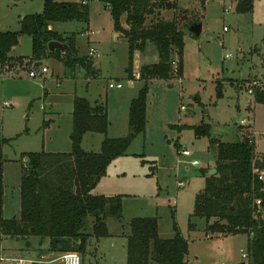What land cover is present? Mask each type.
I'll use <instances>...</instances> for the list:
<instances>
[{
	"label": "rangeland",
	"instance_id": "obj_1",
	"mask_svg": "<svg viewBox=\"0 0 264 264\" xmlns=\"http://www.w3.org/2000/svg\"><path fill=\"white\" fill-rule=\"evenodd\" d=\"M237 2L178 0L176 10L163 11V16L176 17L181 25L200 20L203 31L200 36L184 31L180 79L171 80L174 72L170 67L168 78H153L149 82L146 131L135 138L124 157L110 166L111 172L127 174L108 179L105 185L115 194H123L125 225L109 218L113 235L104 238L102 245L93 236L87 251L80 252L83 264H127L124 238L130 229L126 222L137 216L155 215L158 204L163 206L158 216L163 238L175 234L169 204L176 209L175 218L189 242L190 264H249L250 258L243 256L249 253L247 233L209 232L206 218L193 216L196 196L207 183L203 171L211 173L216 167L217 147L212 138L239 141L244 131L252 127L257 157L264 156V103L256 99L258 89L264 88V0H254L253 10L243 13L237 11ZM43 4L44 0H0V31H19L21 18L41 12ZM89 13L88 22L68 24L67 29L76 31L79 55L91 56L93 67L99 68L97 72L83 66L74 71L63 60L50 55L42 59L49 71L31 77L29 71L35 68V62L32 37L27 34L20 36L12 54L30 58L10 57L5 63L0 62V139L10 140L2 146L4 214L8 218L21 215L23 154L71 151L76 96L107 104L111 135L129 133L130 102L146 80L129 77L128 40L119 32L114 37L113 17L104 3L93 1ZM94 30L98 34H89ZM91 47L98 52L90 55ZM158 61V49L151 44L145 55L137 60L135 56L133 71ZM86 73L92 75L89 80ZM257 79L261 80V87L253 86ZM111 81L121 82L122 88L110 87ZM250 88L254 93L249 92ZM243 119L250 126H241ZM203 123L211 125V136L195 134L193 126ZM94 136L82 144L86 150L99 151L103 136ZM184 148L192 155L185 156ZM193 160L200 163L193 165ZM178 181L185 183L178 186ZM164 188L170 196H166ZM99 189H103V184ZM191 221L196 225L193 229ZM38 240L27 244L21 238L0 239V264H12V258H32L45 251L38 248ZM45 249L51 250L50 245ZM59 254L53 255V264H61Z\"/></svg>",
	"mask_w": 264,
	"mask_h": 264
},
{
	"label": "trees",
	"instance_id": "obj_2",
	"mask_svg": "<svg viewBox=\"0 0 264 264\" xmlns=\"http://www.w3.org/2000/svg\"><path fill=\"white\" fill-rule=\"evenodd\" d=\"M86 0H44L42 12L26 14L20 21L19 31H0V62L10 59L9 53L19 44L20 36L30 35L33 41V58L43 59L54 55L72 70L86 67L92 72L89 56H80L76 47V34H61L50 28L53 22L89 21V3ZM111 11L114 28L121 32L129 44L127 72L134 78V57L137 51H145L152 42L158 49L159 61L141 67V78L146 80L129 110V133L123 137H106L99 152L83 148L87 132L106 134L109 128L108 109L105 102L92 103L86 97L76 96L72 113V149L69 152H29L23 154L25 166L20 186V217H4L5 185L2 160L4 143L0 139V226L2 233L21 238L30 244L32 236L48 239L50 249L56 253L77 251L85 253L90 239L111 235L108 219L124 222L123 195L97 194L93 190L107 174L109 164L125 155L135 138L146 131L147 90L153 78H168L171 59L176 51L181 69L184 52V31L176 17L163 16L165 10H176L178 0H101ZM254 0H238V12H251ZM52 40L67 42L73 54L65 50L51 52ZM65 56H64V55ZM218 95H223L219 85ZM258 102L264 103V88L256 93ZM197 136H211V125L193 126ZM217 147L216 174L204 170L206 187L197 194L193 216L206 218L207 230L249 235V264H264V213L255 218V200L261 199L264 210V156L257 157L252 133L245 131L239 141L228 142L212 138ZM173 237L160 235L159 219L155 216L134 217L126 222L127 264H188L189 242L182 234L175 210ZM227 220L229 223L224 224ZM190 222V228H195ZM33 264H43L34 262Z\"/></svg>",
	"mask_w": 264,
	"mask_h": 264
},
{
	"label": "crops",
	"instance_id": "obj_3",
	"mask_svg": "<svg viewBox=\"0 0 264 264\" xmlns=\"http://www.w3.org/2000/svg\"><path fill=\"white\" fill-rule=\"evenodd\" d=\"M62 1H78V0H62ZM94 1H101V0H94ZM93 1H91V3H92ZM90 3V4H91ZM89 4V5H90ZM44 5V4H43ZM105 5V4H104ZM105 9H107L110 13H111V11L105 6ZM43 11V10H42ZM41 11V12H42ZM29 14H31V13H29ZM112 15V14H111ZM25 16V15H24ZM23 16V17H24ZM22 17V18H23ZM22 18H21V20H22ZM90 18V17H89ZM20 20V21H21ZM78 22H81V21H69V22H53L51 25H50V28L51 29H53V30H56V31H58L59 33H61V34H64V35H67V34H70V33H76V31H72V30H69V29H67V27H68V24H76V23H78ZM85 23V22H84ZM21 26V25H20ZM116 31V30H115ZM98 34V31H92V32H90L89 31V34ZM119 33H121V32H119ZM119 33L116 31V33H115V35H114V37L115 38H117L118 36H119ZM122 34V33H121ZM20 42V41H19ZM151 44H153L152 42H149L148 44H147V47H146V49H145V51H143V52H140V51H137L136 53H135V56H136V60H137V58H141L143 55H145L146 54V52H147V49H148V47L151 45ZM76 47H77V37H76ZM261 47L263 48V46L261 45ZM15 48V47H14ZM14 48L12 49V51L14 50ZM12 51L9 53V57H14V58H16V57H22V58H30V57H25V56H21V55H14V54H12ZM33 57V56H32ZM90 58H91V56H89ZM134 59H135V57H134ZM33 62H35V65L36 64H40L39 62H42V64L41 65H43V61H42V59L41 60H39V59H35L34 58V61ZM96 68V70L95 71H93L92 70V73L93 72H97L98 70H99V68L96 66L95 67ZM78 69V68H77ZM76 69V70H77ZM75 70V71H76ZM48 71H49V69H48ZM87 74V73H86ZM87 79L89 80L91 77H92V75H91V73L90 74H87ZM131 79H136L135 77L134 78H131ZM155 80V79H154ZM151 81H153V80H151ZM137 97V96H136ZM136 97H134V98H136ZM133 98V99H134ZM88 99V98H87ZM132 99V100H133ZM132 100H131V102H132ZM91 101V100H90ZM92 102V101H91ZM96 102H103V101H98V99H96V101L95 102H93V103H96ZM131 102H130V105H131ZM106 106H107V104H106ZM107 109H108V106H107ZM129 110H130V106H129ZM129 110H128V132H129ZM108 117H109V109H108ZM147 119H148V117H147ZM148 122H149V120H148ZM109 125H110V123H109ZM110 127V126H109ZM250 130H252V127L251 128H249ZM250 130H247V131H249L250 132ZM253 131V130H252ZM245 132V131H244ZM102 135L103 136V140H104V138L106 137V136H108V137H110V138H116V137H118V136H115V135H111L110 134V130H109V128H108V131H107V133L106 134H103V133H97V132H87L85 135H84V138H83V143H84V141H85V139L86 138H90V137H95L94 135ZM253 134L255 135V132L253 131ZM89 135H91V136H89ZM120 137H123V136H120ZM256 137V136H255ZM88 138V139H89ZM215 138H217V137H215ZM82 143V144H83ZM84 148V147H83ZM85 149V148H84ZM100 149H101V145H100ZM100 149H99V151H100ZM86 150V149H85ZM86 151H89V152H99V151H90V150H86ZM129 151V150H128ZM47 152H66V151H47ZM128 153V152H127ZM122 157H124V156H122ZM121 156H119V157H117L116 159H114L110 164H109V166H108V172H107V174L101 179V181L99 182V184L97 185V187L93 190V193H97V194H115L116 192L115 191H111L109 188H111L110 186H105L106 185V182H107V180L108 179H112V178H116V179H118L120 176H123V175H126L127 173L126 172H123V173H118V172H111V170H110V166L112 165V163L114 162V161H117V160H120L121 158H122ZM152 167H155V166H152ZM180 183V181H178L177 182V184H178V186H183V185H180L179 184ZM102 184H103V189L102 190H100L99 188L102 186ZM106 187V188H105ZM164 193H166V196H170V192L166 189L165 190V188H164ZM161 193L159 192V195H160ZM123 195V194H122ZM20 197H21V195H20ZM125 197V196H124ZM4 198H5V194H4ZM126 199H127V197H126ZM5 200V199H4ZM124 200V199H123ZM123 203H124V201H123ZM4 206H5V202H4ZM20 206H21V204H20ZM163 206L162 205H157V207H156V213H155V215H153V216H155V217H157L158 218V216H159V212L161 211V208H162ZM169 207H170V209H173L174 210V206H172V204H169ZM176 210V209H175ZM4 213V212H3ZM4 217L5 218H8V217H6L5 216V214H4ZM14 217H18L17 215H15ZM137 217H148V216H137ZM159 219V218H158ZM159 226H160V224H159ZM172 228H173V223H172ZM110 232H111V235H113L112 234V231H111V229H110ZM110 235V236H111ZM160 235H161V230H160ZM110 236H108V237H101V238H95L96 239V241H97V244L98 245H102V243H103V239L104 238H109ZM9 236H6V235H4L3 233H2V230H1V226H0V239H6V238H8ZM123 238V237H122ZM33 239H39L38 241L39 242H41L40 243V246H38V248L39 247H41V248H44V250L45 251H43V252H38V254H37V256H34V257H32V258H27V259H30V260H34L35 262H37V261H39V262H41V263H43V264H53V262H54V254L56 253V252H53V251H51V250H47V249H45V248H47L48 247V245H49V242H48V239H42L41 237H39V236H32V237H30V239H29V242H31ZM91 239H93V237L91 238ZM124 240H127V238H124ZM26 241V240H25ZM128 241V240H127ZM124 245V244H123ZM125 246V245H124ZM63 253H60L59 254V256L57 257V258H59L61 255H62ZM187 260H188V264H190V259H189V254H188V257H187ZM242 264H246L245 262H242Z\"/></svg>",
	"mask_w": 264,
	"mask_h": 264
},
{
	"label": "built area",
	"instance_id": "obj_4",
	"mask_svg": "<svg viewBox=\"0 0 264 264\" xmlns=\"http://www.w3.org/2000/svg\"><path fill=\"white\" fill-rule=\"evenodd\" d=\"M91 1H94V0H86L84 1L85 4H88L90 3ZM97 51V49H95L94 47H91L90 48V55H94ZM5 63V62H4ZM6 67L9 69V66L6 64ZM38 66H35L34 69H30L29 71V75L31 77H37L39 75H42L44 73H47L48 72V67L46 66H42V67H39V69H36ZM171 68L174 72V77L171 78V80H174V79H180L181 78V75L179 74V69L181 68V63H180V58H179V55L178 53L175 51L172 55V59H171ZM2 70L1 66H0V71ZM134 74V77L135 78H141V70H138L137 72H133ZM261 80L260 79H257V80H254L253 81V86L255 87H261ZM109 86L112 87V88H122V83L121 82H114V81H111L109 83ZM249 92L250 93H254V89L253 88H250L249 89ZM182 108H185V106H182ZM250 122L247 120V119H243L241 121V126H250L249 124ZM253 136V134H252ZM182 153L185 155V156H191L192 155V152L187 149V148H184L182 150ZM200 162L198 160H193L192 161V164L193 165H196V164H199ZM259 179L260 180H264V172L260 173L259 174ZM184 181H181L179 184L180 185H184ZM255 205H256V210H255V213H254V216L255 218H258L260 216V214H263L264 213V210L262 208V201L261 199H256L255 200ZM244 257H249V253H244L243 255ZM57 259H60L61 261V264H83V260H82V257H81V254L77 251H68V252H64L59 258ZM12 264H33L35 261L34 260H30V259H27V258H12L10 259ZM39 262V261H38Z\"/></svg>",
	"mask_w": 264,
	"mask_h": 264
},
{
	"label": "water",
	"instance_id": "obj_5",
	"mask_svg": "<svg viewBox=\"0 0 264 264\" xmlns=\"http://www.w3.org/2000/svg\"><path fill=\"white\" fill-rule=\"evenodd\" d=\"M15 1H18V0H15ZM185 30L194 36H200L202 31H203V23L200 20L199 21L194 20L189 26L186 27ZM48 48L51 52H55L57 50H65V51L69 52L70 54H73V50H72L71 46L67 42H62L59 40L50 41L48 43ZM73 55H75V54H73ZM39 63L40 64H36L35 66H40L42 64V62H39ZM95 70H96V68L93 67V71H95ZM216 173H217L216 168L211 170V174H216ZM223 223L228 224L229 222L227 220H224Z\"/></svg>",
	"mask_w": 264,
	"mask_h": 264
}]
</instances>
